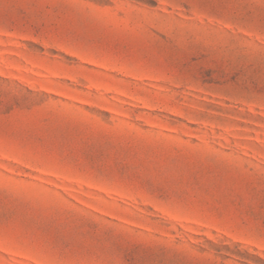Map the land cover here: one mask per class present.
Segmentation results:
<instances>
[{"label": "rangeland", "instance_id": "374dc122", "mask_svg": "<svg viewBox=\"0 0 264 264\" xmlns=\"http://www.w3.org/2000/svg\"><path fill=\"white\" fill-rule=\"evenodd\" d=\"M0 264H264V0H0Z\"/></svg>", "mask_w": 264, "mask_h": 264}]
</instances>
